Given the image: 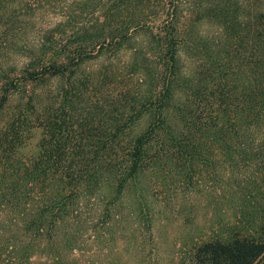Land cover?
<instances>
[{
    "label": "rangeland",
    "instance_id": "rangeland-1",
    "mask_svg": "<svg viewBox=\"0 0 264 264\" xmlns=\"http://www.w3.org/2000/svg\"><path fill=\"white\" fill-rule=\"evenodd\" d=\"M114 1L0 0V237L19 184L31 203L73 189L74 209L53 228L61 264H193L205 240L259 235L264 43L252 14L264 0ZM100 25L128 28L98 46L88 35ZM164 26L176 43L168 133L147 143L155 164L118 186L151 121L136 109L166 79ZM71 58L70 72L27 74Z\"/></svg>",
    "mask_w": 264,
    "mask_h": 264
},
{
    "label": "trees",
    "instance_id": "trees-1",
    "mask_svg": "<svg viewBox=\"0 0 264 264\" xmlns=\"http://www.w3.org/2000/svg\"><path fill=\"white\" fill-rule=\"evenodd\" d=\"M122 1L124 0H116L114 2L115 4L121 5ZM252 21L254 27L253 32L256 39L264 43V11L254 12L252 14ZM133 25L134 27H138V22L133 23ZM124 26L112 30V28L108 26L100 25L94 32L89 33L88 37H90L93 44L98 46H102L101 41L98 42L99 38L103 40L106 39L107 41L118 39L119 41L122 40L123 37H118L119 34L124 35V32L128 28V26H126V28L122 30ZM162 35L163 40L160 42L159 49L165 50L164 56H166V59L164 64L166 79L161 86V90H158L153 96L150 94L142 98L136 109L137 113H142L144 111L152 113L150 117L151 121L148 122L146 129L132 140L126 153V163L124 171L121 177H119L118 186H122L123 182L127 179H136L150 161L152 162L151 164H155L158 156V149H154L153 153L149 152L150 150L147 147V143L152 137H155L156 133L161 129H164L165 133H168V124L164 125L166 120L164 108L166 105L174 106L170 104L173 93L171 92L169 83L171 82L170 77L172 79L174 76V68L176 66V43L170 30L167 29L166 26H164ZM260 37L263 39H260ZM159 57H161V54H159ZM71 62H73L72 58L60 62L49 61L46 64H39L38 69L33 68L32 70H27V74L30 77L33 76L37 78L41 73L46 72L50 74H62L66 69H69L68 72H70L72 67V65H70ZM67 92L68 90L64 88L65 95ZM1 94L0 107L3 100L6 98V92ZM65 95L64 97H66ZM262 108L264 113V106ZM230 117L231 116L228 114L224 120L229 121ZM218 123H214L216 126L215 133H217L216 135L218 138H224L222 129L227 128L223 127L221 123ZM168 136L171 142L170 144L173 142L179 147L180 144L176 139L177 137L172 134H168ZM182 150L185 151V147H182ZM183 155L185 159H188L184 152ZM188 170L189 173L187 175L190 177V173L192 174L193 170H191V168H188ZM65 173L67 174L68 172ZM67 175L71 177L72 174L68 173ZM20 185L21 184H19V188H17V193L14 195L15 197L12 198V200H10V198L6 199V202L12 203V210H14V212L16 210V212L15 215H13L14 217L6 220L7 233L5 236L1 235L0 237V264H61L60 252H58V248L55 247L58 244H56L55 241L56 236L54 235L55 230L53 228L57 222L64 220L65 214L68 213V211L74 209L73 205L75 204L74 198L76 195H72L74 194L73 189L70 188L65 192L66 189L59 188V190H55L56 192L52 195H50V193L45 195L41 203H37L36 201L31 203L30 199L33 197L29 192L30 190L27 191L26 188ZM3 195L4 193H1L0 198L3 197ZM0 200L2 201L3 198ZM1 201L0 203H3ZM11 226L15 227L11 228ZM256 228L258 229L257 231H259V235L239 237L238 234H234L227 238L218 237L201 242L195 248L192 263L264 264V224L259 222ZM13 229L19 231L17 232L19 234L18 238L15 237L17 234H15ZM32 248L34 250H32ZM33 251H38V254H35L38 256L36 259H32L34 255Z\"/></svg>",
    "mask_w": 264,
    "mask_h": 264
}]
</instances>
